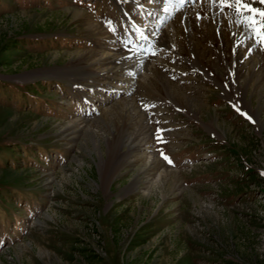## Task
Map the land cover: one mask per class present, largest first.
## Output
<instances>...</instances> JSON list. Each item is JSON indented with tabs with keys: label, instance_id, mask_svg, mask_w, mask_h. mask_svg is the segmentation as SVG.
<instances>
[{
	"label": "rangeland",
	"instance_id": "374dc122",
	"mask_svg": "<svg viewBox=\"0 0 264 264\" xmlns=\"http://www.w3.org/2000/svg\"><path fill=\"white\" fill-rule=\"evenodd\" d=\"M130 1L0 0V264H264V42L237 41L236 79L200 4L169 21L180 55L130 53L158 15Z\"/></svg>",
	"mask_w": 264,
	"mask_h": 264
},
{
	"label": "bare ground",
	"instance_id": "6f19581e",
	"mask_svg": "<svg viewBox=\"0 0 264 264\" xmlns=\"http://www.w3.org/2000/svg\"><path fill=\"white\" fill-rule=\"evenodd\" d=\"M192 2V3H191ZM194 2H197L196 4L197 5H195L194 4ZM217 3V1L216 0H208V1H204V0H183V2H181V0H155V2L154 3H150L149 4V7H146V10H148V11H150L149 13H151V16H153V15H156V14H158V15H156L157 17H156V19H157V22L156 23H154V26H149L150 28H154V27H156L155 29H153V31H151L150 32V35L149 34H146L144 31H142L143 29H145V28H139V31L138 32H136V36H140V34L141 33H143V34H146V35H148L149 37H150V39L148 40V41H145V40H143V39H133V36L131 35V32H130V30L128 29V30H126V33H127V35L124 37V35H123V39H125V38H127V40H129V41H135V44H136V46L140 49V50H144V49H148V52H151V49L152 48H158L159 46L161 47V45L162 46H165L167 49H171V48H173V49H175V51L173 52V53H177L178 55H180V53L178 52V50H177V47L175 48L174 46L176 45L175 44V42L174 41H176V40H174V34L175 33H178V29H177V26L178 25H176V23H174V22H169V21H171L173 18H175V20H177V18L178 19H183L184 21H186V20H188L189 21V23H190V21L192 22L194 19H193V16H192V14L190 13L193 9L196 11L197 10V7H198V5H200V4H203V5H206L205 7H203V8H207V7H212V10H213V15H214V22H213V27L212 26H210V28L212 29V28H219V29H221V30H224L225 31V33H226V38L228 39L229 38V40L228 41H231V38H232V41H233V45L231 46V48H230V52L231 51H233L234 50V58H230V60L229 61H225L227 64H229L231 67H232V73H234L233 74V76L236 78V79H240L241 77H242V74H243V70L242 69H239L238 68V66L240 65V64H242L244 61H243V57H244V55L242 54V53H240V51H239V48L242 46V45H245V43L246 42H249L251 39H250V35L248 36L247 34H246V32H248V31H246L244 28H243V26H242V24H241V20H242V16L240 15V14H238L237 12H236V10H235V8L234 7H232V10H230V8H224V10L221 12V13H219L218 11H216V9H217V7L214 5L213 6V3ZM130 3H132L135 7L137 6V7H140V5H141V2H140V0H131L130 1ZM193 5H195L194 7H193ZM220 5L221 6H223V7H226V6H224V5H222L221 3H220ZM220 6V7H221ZM167 9V11H164V9ZM190 8H191V11H190ZM200 8V7H199ZM222 8V7H221ZM137 9V8H136ZM155 9H157V13L155 14V11H153V10H155ZM198 11H199V9H198ZM201 11V10H200ZM207 11H208V8H207ZM204 12V11H203ZM209 12V11H208ZM124 15H125V17L127 16V17H129V14H128V12H125L124 13ZM206 15H208V14H206ZM203 16V15H202ZM213 17V16H212ZM199 21H200V19H199ZM203 21V20H202ZM147 22V21H146ZM148 22H150L151 23V20H149L148 19ZM169 22V23H168ZM187 22V21H186ZM131 23V22H130ZM183 23H185V22H183ZM211 23V22H210ZM178 24H179V22H178ZM206 24V23H205ZM152 25V24H151ZM181 25V24H180ZM202 25V24H201ZM211 25V24H210ZM127 27H129V24H127L126 25ZM131 27L134 29V27H133V23H131ZM188 27V26H187ZM192 28V27H191ZM201 28V27H200ZM161 30V31H160ZM192 31V30H191ZM197 32V31H196ZM208 32V31H207ZM206 32V33H207ZM210 33V32H209ZM172 34H173V37H172ZM197 34H199V33H197ZM177 35V34H176ZM180 35V34H179ZM203 35V34H202ZM201 35V36H202ZM211 35V34H210ZM204 36V35H203ZM165 37H169L172 41H173V47L171 46L172 44H171V42H170V39H169V41H165ZM195 38H196V35H193V33L191 32L190 33V36H189V45L192 47L193 46V48L196 50V51H199V48L200 49H205L204 48V46L202 45H200V44H196L198 47H196L195 46ZM220 38V37H219ZM176 39V38H175ZM239 40V43H241L242 45L240 46V45H238L237 44V41ZM240 40H241V42H240ZM197 41V40H196ZM200 41V40H199ZM246 41V42H245ZM161 43V44H159V43ZM167 42H169V43H167ZM202 42H204V41H202ZM159 45H158V44ZM200 43V42H199ZM205 43V42H204ZM229 43V42H228ZM251 43V42H250ZM206 44V43H205ZM225 45V44H224ZM238 45V46H237ZM177 46V45H176ZM247 46V45H246ZM206 47V46H205ZM218 47V46H217ZM220 47V46H219ZM224 47V46H223ZM227 47V46H226ZM243 48V47H242ZM255 48V47H254ZM245 49V48H244ZM247 50H248V48H246ZM245 49V50H246ZM251 48H249V50H250ZM256 49V48H255ZM260 49V48H259ZM156 50V49H155ZM242 50V49H241ZM219 51V50H218ZM244 51V50H243ZM252 51V50H251ZM261 53H262V55H263V50H259ZM258 52V51H257ZM203 53V52H202ZM232 53V52H231ZM247 53V52H246ZM251 53V52H250ZM137 54V53H136ZM228 54V53H227ZM244 54H245V52H244ZM128 54L127 53H123V52H120V50H118L116 47H113L112 49H110V52H107V51H104V53L102 54V57L104 58L105 57V59L107 58H109V59H111V60H113L114 62H118L119 60L118 59H120V57H126ZM247 55H248V53H247ZM151 56V55H150ZM198 56V55H197ZM200 56V55H199ZM243 56V57H242ZM135 57V56H134ZM142 57V56H141ZM143 57H144V55H143ZM146 57V56H145ZM152 57V56H151ZM160 58H161V55H160ZM160 58L158 59H155V60H160ZM207 58V57H206ZM254 59V58H253ZM115 60H117V61H115ZM142 60H144V59H142ZM255 60V59H254ZM150 61V60H149ZM222 61V60H221ZM97 62L98 63H101V62H99V61H96V62H94V64H96L97 65ZM200 63V62H199ZM105 64V63H104ZM197 64V63H196ZM99 65V64H98ZM97 65V66H98ZM149 65V64H148ZM106 66V65H105ZM126 66V65H125ZM205 66L208 68V65L207 64H205ZM124 67V66H123ZM120 68V67H119ZM118 67H117V69H114V67L112 68V67H110V68H108V67H106L105 69H103L104 71V73L103 74H107V73H109V74H112L113 76H117V75H121V73H119V72H122V69H119ZM252 69V68H251ZM112 70H114V71H112ZM158 70V69H157ZM209 70V69H208ZM147 71V70H146ZM151 71V70H150ZM254 72H255V69L253 70ZM130 72V71H129ZM132 75V74H131ZM130 75V76H131ZM98 76V75H97ZM137 79H135V77H130L129 79H127V80H125L124 81V86H121V87H119V88H116L115 89V91L113 92V91H111V92H113L114 93V95L111 97L112 99H116V98H119V97H121L122 95L124 96V98H123V100L122 101H127V102H129V100H131V98H127L126 96H128L129 97V95H133V93H135L136 91V89H135V82L134 81H136ZM163 83V85H164V87L166 88V89H164V90H166V91H169L170 89V86L169 85H167L166 83H164V82H162ZM137 87V86H136ZM163 87V86H162ZM241 87V86H240ZM169 94V93H168ZM171 94H172V92H171ZM179 95V94H178ZM167 96V95H166ZM167 99V98H166ZM181 100V99H180ZM121 101V102H122ZM132 101V100H131ZM121 102H118V103H116V105H118L119 103H121ZM123 103V102H122ZM245 103V102H244ZM124 104V103H123ZM128 104V103H127ZM126 104V105H127ZM121 105V104H120ZM119 105V106H120ZM125 106V105H124ZM128 107H130V109H128V112H127V116H131V115H133L134 114V112H133V109H135V108H133L134 107V105L132 104V105H128ZM104 108V107H103ZM102 108V109H103ZM132 118V117H131ZM128 120L130 119V118H127ZM110 121V120H109ZM125 126L126 127H128V125L125 123ZM125 128V127H124ZM114 136H113V140L112 141H110L111 143H115L118 139H120L121 137H119V136H117L115 133L113 134ZM122 135V134H121ZM125 137V136H124ZM110 140V139H109ZM119 141V140H118ZM119 143L120 144H123L122 143V141H119ZM118 144V143H117ZM113 146V145H112ZM115 147V146H114ZM119 149L121 150V146H120V148L118 147L117 149H116V152L117 151H119ZM131 152V151H130ZM149 160H151V159H153V155H152V153H151V155L149 156V158H148ZM163 175L162 174H160L159 175V178H161ZM160 181V180H159Z\"/></svg>",
	"mask_w": 264,
	"mask_h": 264
},
{
	"label": "snow or ice",
	"instance_id": "6c2138e0",
	"mask_svg": "<svg viewBox=\"0 0 264 264\" xmlns=\"http://www.w3.org/2000/svg\"><path fill=\"white\" fill-rule=\"evenodd\" d=\"M183 2V0H181ZM149 3H153V0H149ZM220 3L226 7L232 8L234 7L236 12L242 16L241 24L243 28L248 31L253 39H257V43L264 42V0H220ZM143 7V5H141ZM164 11H167L165 8ZM151 15V13H149ZM199 18V17H198ZM109 24H111V21H108ZM134 32L131 33L134 39H143L145 41H148L150 37L146 34L141 33L140 36H136V32L139 31L138 26L135 25V22H133ZM112 31H116L115 28L111 29ZM131 41L125 43V47L128 52H134L135 50L130 46ZM144 51L147 53L148 49H144ZM152 55H155L156 52L153 50L151 52ZM131 58V57H129ZM147 109L148 106H145ZM237 111H240L239 108H237ZM245 115H247L245 113ZM251 119V117H248ZM163 131V130H159ZM157 140L164 142L162 140V137L157 134ZM163 159L167 161L168 164H173V161L167 157L166 155H163Z\"/></svg>",
	"mask_w": 264,
	"mask_h": 264
},
{
	"label": "trees",
	"instance_id": "16d2710c",
	"mask_svg": "<svg viewBox=\"0 0 264 264\" xmlns=\"http://www.w3.org/2000/svg\"><path fill=\"white\" fill-rule=\"evenodd\" d=\"M0 83H2V82H0ZM2 84H4V83H2ZM12 89H14V88H12Z\"/></svg>",
	"mask_w": 264,
	"mask_h": 264
}]
</instances>
